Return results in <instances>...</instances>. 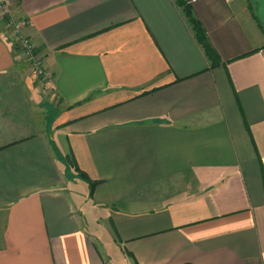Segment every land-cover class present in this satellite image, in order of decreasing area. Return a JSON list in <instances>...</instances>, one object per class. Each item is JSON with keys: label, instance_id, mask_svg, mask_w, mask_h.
<instances>
[{"label": "crops", "instance_id": "1", "mask_svg": "<svg viewBox=\"0 0 264 264\" xmlns=\"http://www.w3.org/2000/svg\"><path fill=\"white\" fill-rule=\"evenodd\" d=\"M13 2L49 80L0 23V264H264L255 0Z\"/></svg>", "mask_w": 264, "mask_h": 264}, {"label": "built area", "instance_id": "2", "mask_svg": "<svg viewBox=\"0 0 264 264\" xmlns=\"http://www.w3.org/2000/svg\"><path fill=\"white\" fill-rule=\"evenodd\" d=\"M0 15L1 20L4 21V30L6 37L9 40L18 44V51L21 57L31 64L34 73L44 82L45 84L49 80L48 72L45 70L42 60L35 53V46L33 42L22 33V20L19 21L14 18V10L12 0H0Z\"/></svg>", "mask_w": 264, "mask_h": 264}, {"label": "water", "instance_id": "3", "mask_svg": "<svg viewBox=\"0 0 264 264\" xmlns=\"http://www.w3.org/2000/svg\"><path fill=\"white\" fill-rule=\"evenodd\" d=\"M257 3V17L262 25H264V0H255Z\"/></svg>", "mask_w": 264, "mask_h": 264}, {"label": "trees", "instance_id": "4", "mask_svg": "<svg viewBox=\"0 0 264 264\" xmlns=\"http://www.w3.org/2000/svg\"><path fill=\"white\" fill-rule=\"evenodd\" d=\"M186 14L190 16V13L188 11H186ZM195 26H196V23H195ZM195 28H196L195 31H196V34H197V38L200 39L204 43V46H205L206 50L208 51V53L213 56L214 52L212 51V49L210 48V46L208 45L206 40H204L203 37L200 36V32H199V29H197V26ZM81 175L83 177H86V176L83 175V173H81ZM91 185H93V183Z\"/></svg>", "mask_w": 264, "mask_h": 264}, {"label": "rangeland", "instance_id": "5", "mask_svg": "<svg viewBox=\"0 0 264 264\" xmlns=\"http://www.w3.org/2000/svg\"><path fill=\"white\" fill-rule=\"evenodd\" d=\"M12 3H13V7H14V2H13V0H12ZM13 16H14V18H16L17 20L21 21V19L15 17V15H13ZM1 18H2V16L0 15V23H1L2 31H3L4 34H5V30H4V21L1 20ZM21 26H22V28H23V26H24V22H23V21H22ZM22 28H21V29H22ZM22 33H23V31H22ZM23 34H24V33H23ZM5 35H6V34H5ZM24 35H25V34H24ZM6 36H8V35H6ZM26 36H27V35H26ZM27 37H28V36H27ZM7 39L9 40L8 37H7ZM9 41H10L11 44H13L14 48H17V47H18V44H14L15 42H13L12 40H9Z\"/></svg>", "mask_w": 264, "mask_h": 264}]
</instances>
